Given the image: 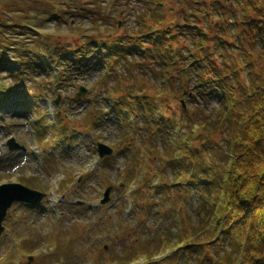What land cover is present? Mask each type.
I'll list each match as a JSON object with an SVG mask.
<instances>
[{
	"label": "rangeland",
	"instance_id": "rangeland-1",
	"mask_svg": "<svg viewBox=\"0 0 264 264\" xmlns=\"http://www.w3.org/2000/svg\"><path fill=\"white\" fill-rule=\"evenodd\" d=\"M57 1L0 0V5L13 11L12 15L23 24L35 26L39 33L70 44L87 42L85 36L91 37L92 33L105 41L111 35L110 39L122 42V25H127L124 28L130 32L138 28L139 23L135 22L140 10L138 2L126 8L127 0H67L68 5H59ZM75 11L79 14H71ZM124 28L122 32L126 30ZM142 39L140 46L131 39L123 41L131 49L121 55L119 65L126 67H116L117 76L112 74L113 66H109L111 62L106 60L111 53L99 47L91 53L89 61L92 60L87 62L92 67L79 76L75 86V83L61 84L58 79L47 85L48 90L37 103L19 93L16 90L18 84L11 82L6 71H1L0 86L7 87L16 96H8L0 104V184L20 183L44 195L46 193L47 197L36 205L13 204L7 211L0 234V264H128L126 259L130 254H135L132 260L136 264H153L152 250L157 248L160 239L166 244L162 246L163 251L168 249L167 242L172 244L170 228L173 227L174 214L181 212L183 225L187 218L193 216L195 219L194 192L176 193L172 186L175 175L164 166L169 165L171 156L176 155L169 142L175 126H180V138L184 139L181 117L188 113L191 116L187 117L193 115L197 122L205 119L212 123L217 99L197 106L198 102L181 97L176 85L173 91L166 90L171 77L176 76L171 71L175 58L171 55L169 63L164 64L162 60L160 66L156 52L147 55L149 42L145 40L147 38ZM142 48H145L144 52H141ZM89 49L92 50L93 45ZM103 56L106 59H101ZM45 59L42 58L44 62ZM98 59V66L93 65ZM7 63L4 69L13 73L17 67L13 62ZM104 65L109 67L108 71ZM102 71L107 75L104 83L100 76ZM161 77H166V87L160 82ZM30 85L26 84V87ZM80 86L87 89V94L76 101L74 97ZM145 87V95L150 94L147 97L151 102L143 105L129 102L126 108L131 106V109L126 111L116 107L123 106L121 100L126 89ZM108 88L113 89L115 109L107 106V102L113 99L105 94ZM153 89L158 93L166 90L159 96L162 99H156ZM31 92L35 93V90L31 89ZM142 94H134V97L138 99L143 97ZM58 96L60 101L54 105L52 101ZM57 110L61 111L58 121L55 120ZM131 116L134 128L129 135L125 120ZM38 121L43 123V136L36 128ZM31 130L36 134V142ZM208 136L211 140L205 147L194 142L196 152L207 163L221 166L226 142L217 132ZM11 138L23 150L9 152L6 143ZM97 143L113 148L114 152L98 160L92 168L98 156ZM189 145L185 146L186 150L192 148V144ZM158 153L165 155L163 161H157ZM125 173L130 174L135 189L130 197L131 214L123 210L126 204H131L124 195L129 185L128 180L122 181L121 176ZM162 175L170 184L169 192L175 193L173 202L178 205L176 208L171 200L164 204L158 200L164 186L159 183L155 192L154 181ZM107 188H110L108 201L100 204L98 201ZM54 209L60 214L59 220L52 215ZM178 249L180 246L175 247L176 252ZM142 255L147 261L137 263V257H144ZM29 257H32L31 261Z\"/></svg>",
	"mask_w": 264,
	"mask_h": 264
},
{
	"label": "trees",
	"instance_id": "trees-1",
	"mask_svg": "<svg viewBox=\"0 0 264 264\" xmlns=\"http://www.w3.org/2000/svg\"><path fill=\"white\" fill-rule=\"evenodd\" d=\"M57 2L69 4L67 0ZM137 2L138 28L130 32L122 25V42L110 39L111 35L105 41L92 33L85 36L87 42L77 44L39 33L0 5V73L6 71L11 82L18 84L17 91L37 99L36 93L48 90L53 81L51 75L40 76L39 52L60 64L59 77L57 74L54 80L61 84L78 79V75L73 78V68L65 59L67 51L77 55L89 52L95 43L112 54L116 60L113 67H126L119 65V60L130 48L123 43L127 39L140 46L141 39L147 38L150 48L146 53L151 56L156 52L160 66L162 60L168 64L171 55L178 57L179 79L168 82L169 91L176 85L181 97L198 102L197 106L212 99H217V106L212 123L205 119L197 122L188 113L180 119L185 131L183 146L190 143L192 149L189 153L184 150L178 160L171 158L169 167L180 176L178 185L172 183L176 193L185 188L194 192L195 219L187 218L184 225L182 220L176 245L180 246L178 261L174 263L171 257L153 264H264V0H127L126 8ZM8 60L20 69L8 72L4 69ZM113 72L118 75V71ZM29 83L32 85L27 88ZM129 89L132 95L135 90ZM4 92L12 95L10 89L0 86V94ZM152 94L159 96L154 89ZM149 95L144 98L147 103L152 101ZM216 132L226 142L221 166L207 163L194 146L195 141L207 146L211 140L208 135ZM164 156L158 153L157 161ZM162 183L165 188L159 202L171 200L176 206L175 193L169 192L170 184L164 177ZM159 250L160 245L151 256ZM134 256L130 254L126 260Z\"/></svg>",
	"mask_w": 264,
	"mask_h": 264
},
{
	"label": "water",
	"instance_id": "water-1",
	"mask_svg": "<svg viewBox=\"0 0 264 264\" xmlns=\"http://www.w3.org/2000/svg\"><path fill=\"white\" fill-rule=\"evenodd\" d=\"M85 93V90L82 88L80 94ZM79 94V95H80ZM10 150L17 149L18 146L15 145L13 141L9 143ZM98 150L101 156H107L112 153V150L105 145L98 144ZM109 189L106 193L104 202L108 200ZM42 195L31 191L18 184H7L0 186V233L2 232L1 222L5 218L7 209L14 202H24V203H37L41 200Z\"/></svg>",
	"mask_w": 264,
	"mask_h": 264
}]
</instances>
